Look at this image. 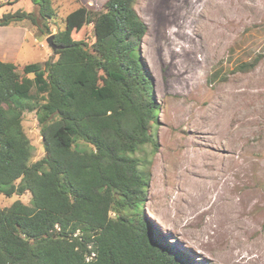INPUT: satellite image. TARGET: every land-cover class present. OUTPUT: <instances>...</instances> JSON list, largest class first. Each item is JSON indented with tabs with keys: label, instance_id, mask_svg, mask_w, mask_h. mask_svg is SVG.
<instances>
[{
	"label": "trees",
	"instance_id": "16d2710c",
	"mask_svg": "<svg viewBox=\"0 0 264 264\" xmlns=\"http://www.w3.org/2000/svg\"><path fill=\"white\" fill-rule=\"evenodd\" d=\"M34 3L50 33L51 0ZM133 4L105 0L100 10L68 12L53 34L55 60L18 72L0 59V193L30 194L28 204L0 207V264H189L152 237L142 211L141 150L155 145L159 107L140 53L147 25ZM37 18L17 9L1 14L0 25ZM90 23L93 41L76 39ZM25 111L42 136L45 154L35 161Z\"/></svg>",
	"mask_w": 264,
	"mask_h": 264
},
{
	"label": "rangeland",
	"instance_id": "374dc122",
	"mask_svg": "<svg viewBox=\"0 0 264 264\" xmlns=\"http://www.w3.org/2000/svg\"><path fill=\"white\" fill-rule=\"evenodd\" d=\"M104 1L51 0L47 33L34 0H0V15L22 9L38 17L36 23L0 26V45L16 55L18 72L25 63L55 60L46 38L62 27L63 17L80 5L100 10ZM133 5L147 25L140 53L159 107L152 128L155 145L141 150L148 177L142 211L152 237L165 239L189 264H264V0H134ZM74 37L92 42V24ZM225 102L230 105L226 136L210 127L209 118ZM22 127L35 161L45 151L34 112H24ZM201 152L226 159L214 163ZM180 192L183 202L176 198ZM17 199L28 204L30 194L0 193V207Z\"/></svg>",
	"mask_w": 264,
	"mask_h": 264
},
{
	"label": "bare ground",
	"instance_id": "6f19581e",
	"mask_svg": "<svg viewBox=\"0 0 264 264\" xmlns=\"http://www.w3.org/2000/svg\"><path fill=\"white\" fill-rule=\"evenodd\" d=\"M213 4H214V3H213ZM217 6H218V5H217ZM215 7H216V6H215ZM217 8H218V7H217ZM214 26H215V25H214ZM209 28H210V27H209ZM211 30H212V29H211ZM215 31H216V30H215ZM209 35H210V33H209ZM213 35H214V34H213ZM165 37H166V35H165ZM206 37H207V36H206ZM204 38H205V37H204ZM208 38H210V37H208ZM208 38H207V39H208ZM202 39H203V38H202ZM168 42H169V41H168ZM232 95H234V94H232ZM227 97L229 98V96H227ZM222 99H223V97H222ZM225 99H226V98H225ZM231 99H232V98H231ZM223 100H224V99H223ZM218 101H219V100H218ZM225 101H226V100H225ZM220 105H221V106H220ZM220 105H219L220 108L218 109V111L215 112V116H210V117H209V118H210V127L215 128V129L218 128V131H217L218 134H219V133L224 134V133H225L224 131L226 130L225 127L227 126V124L225 123V121H226V115H227V111H228V105H229V103H228V104H227L226 102H225L224 104H221V103H220ZM229 106H230V105H229ZM228 112H229V111H228ZM206 116H208V115H206ZM228 116H229V115H228ZM228 116H227V118H229ZM204 117H205V116H204ZM205 119H206V117H205ZM207 120H208V118H207ZM205 121H206V120H205ZM205 121H204V122H205ZM204 122H203V123H204ZM229 122H230V120H229ZM225 124H226V126L224 127ZM228 124H229V123H228ZM201 126H202V125H201ZM203 127H204V126H203ZM205 127H206V126H205ZM210 127H209V129H210ZM227 127H228V126H227ZM199 129H200V128H199ZM206 130H207V129H206ZM196 131H198V130H196ZM199 131H200V130H199ZM201 131H202V129H201ZM212 131H213V130H212ZM229 131H230V130H229ZM210 132H211V131H210ZM210 132H209V133H210ZM217 132H216V133H217ZM223 132H224V133H223ZM196 133H197V132H196ZM204 133H205V132H204ZM209 133H208V134H209ZM211 133H212V132H211ZM213 133H214V132H213ZM205 134H206V133H205ZM202 135H203V134H202ZM224 135H225V134H224ZM225 136H226V135H225ZM206 138H209V137H206ZM206 138H205V139H206ZM212 138H214V136H213ZM216 138L219 139V136L217 135ZM216 138H215V139H216ZM221 138H222V135H221ZM203 139H204V138H203ZM203 139H202V140H203ZM224 139H225V138H224ZM207 140H208V139H207ZM211 140H212V139H211ZM213 140H214V139H213ZM204 141H205V140H203L202 142H204ZM209 141H210V140H209ZM214 141L216 142V140H214ZM218 141H219V140H218ZM223 141H224V140H223ZM223 141H222V142H223ZM205 142H206V141H205ZM205 142H204V143H205ZM226 142H227V141H226ZM218 143H219V142H218ZM201 144H202V143H201ZM207 144H208V143H207ZM228 144H229V142H228ZM208 145H209V144H208ZM212 145H213V144H212ZM216 145H217V144H216ZM216 145H214V147H213L215 150H217V146H216ZM202 147H203V145H202ZM226 147H227V146H226ZM226 147L224 148L225 150H226ZM209 148H210V147H209ZM213 148H212V149H213ZM221 149H222V148H221ZM228 149H229V148H228ZM187 150H188V149H187ZM195 150H197V149H195ZM202 150H203V149H202ZM230 150H231V149H230ZM188 151H189V150H188ZM190 151H191V150H190ZM192 151H194V150H192ZM231 151H232V150H231ZM195 153H196V152H195ZM201 153H203V152H201ZM232 153H233V152H232ZM186 154H187V153H186ZM197 154H199V156H202L204 153H203V154L197 153ZM197 154H196V155H197ZM241 154H243V152H242ZM241 154H240V156H241ZM188 155H189V154H188ZM203 157H207L210 161H214V163H218V164H220L221 161L224 162V160L226 159L225 156L222 157L221 155L217 154V152H216V153H215V152L206 153V154H204ZM226 157H227V155H226ZM185 158H186V157H185ZM187 158H188V157H187ZM187 158H186V159H187ZM190 158H191V156H190ZM192 158H193V157H192ZM194 159H195V158H194ZM196 159H197V158H196ZM198 160H199V159H198ZM200 160H201V159H200ZM225 162H226V161H225ZM197 163H200V162H197ZM201 163H202V162H201ZM207 163H208V162H207ZM214 163H213V164H214ZM195 164H196V163H195ZM208 164H211V163H208ZM225 164H226V163H225ZM192 165H193V164H192ZM199 165H200V164H199ZM222 165H223V164H222ZM184 166H185V165H184ZM219 166H220V165H219ZM204 167H205V166H204ZM208 167H209V166H208ZM211 167H212V166H211ZM215 168H216V167H215ZM189 169H190V168H189ZM195 169H196V168H195ZM206 169H207V168H206ZM212 169H214V168H212ZM195 171H196L198 174H200L199 176L204 175V173H203L204 170H203V172L200 171L199 169H196ZM189 172H191V171H189ZM207 172H208V171H207ZM193 173H194V172H193ZM216 173H217V172L212 171L211 176L214 177ZM190 174H191V173H190ZM192 175H193V174H192ZM206 175H207V173H206ZM188 177H189V176H188ZM188 177H187V178H188ZM210 178H211V177H210ZM192 179H193V178H192ZM204 179H205V178H204ZM204 179H203V180H204ZM190 180H191V178H190ZM195 180H196V179H195ZM200 181H201V180H200ZM209 182H210V181H209ZM202 183H203V182H202ZM212 183H213V182L211 181V182H210V185H209V183L207 184V185H208V188H209V189H208L209 191H212V190H213V185H214V184H212ZM199 184H200V183H199ZM202 185H203V184H202ZM205 186H206V184H205ZM205 186H203V187H205ZM197 187H198V186H197ZM224 187H225V186H224ZM177 188H178V187H177ZM200 188H201V187H200ZM192 189H195V186L192 187ZM227 189H228V188H227ZM215 190H216V189H215ZM229 190H230V189H229ZM229 190H228V191H229ZM199 191H200V190H199ZM204 191H205V193H206L207 190H204ZM204 191H202V192H204ZM219 191L221 192V190H219ZM196 192H197V191H196ZM225 192H226V191H224V193H225ZM252 192H253V191H252ZM186 193H187V192H186ZM191 193H194V191L191 192ZM200 193H201V192H200ZM212 193H213V192H212ZM214 193H215V192H214ZM250 193H251V192H250ZM225 194H227V192H226ZM189 195H190V194H189ZM201 195H202V194H201ZM216 195H217V193H216ZM228 195H229V194H228ZM230 195H231V194H230ZM230 195H229V196H230ZM187 196H188V193H187ZM190 196H191V195H190ZM193 196H194V195H193ZM204 196H205V194H204ZM208 196H209V195H208ZM219 196H220V195H219ZM219 196H218V197H219ZM221 196H222V195H221ZM250 196H251V195H250ZM196 197H197V196H196ZM209 197H210V196H209ZM209 197H208V200H209ZM176 198L178 199V201H179V200H182V202L186 199V197L184 196L183 192L178 193V194L176 195ZM188 198H189V197H188ZM204 198H205V197H204ZM214 198H215V197H214ZM223 198H224V197H223ZM228 198H229V197H226L225 200L227 201ZM230 198H231V197H230ZM240 198H241V197H240ZM177 199H176V200H177ZM189 199H190V198H189ZM189 199H188V200H189ZM191 199H192V197H191ZM196 199H197V198H196ZM201 199H202V198H201ZM221 199H222V198H221ZM221 199H220V200H221ZM176 200H175V201H176ZM205 200H206V199H205ZM235 200H237V199H235ZM186 201H187V200H186ZM189 201H190V200H189ZM199 201H200V200H199ZM203 201H204V200H203ZM213 201H215V200H213ZM233 201H234V200H233ZM247 201H248V199H247ZM204 202H206V201H204ZM208 202H209V201H208ZM219 202H221V201H219ZM229 202H230V201H229ZM239 202H240V201H239ZM177 203H178V202H177ZM184 203H185V202H184ZM190 203H192V202H190ZM194 203H195V202H194ZM196 203H197V202H196ZM211 203H212V202H211ZM213 203H214V202H213ZM222 203H224V202L222 201ZM227 203H228V202H227ZM227 203H226V204H227ZM240 203H241V202H240ZM187 204H189V203L187 202ZM216 204H217V203H216ZM216 204H215V205H216ZM228 204H229V203H228ZM231 204H233V203L231 202ZM234 204H235V203H234ZM192 205H193V204H192ZM194 205H195V204H194ZM200 205H201V204H200ZM212 205H213V204H212ZM235 205H236V204H235ZM241 205H242V204H241ZM186 206H187V205H186ZM216 206H217V205H216ZM216 206H215V207H216ZM224 206H225V204H224ZM184 207H185V205L181 203V204H180V208H184ZM193 207H194V206H193ZM204 207H205V206H204ZM218 207H219V205H218ZM229 207H230V205H229ZM229 207H228V208H229ZM232 207H233V206H232ZM235 207H236V206H234V208H235ZM186 208H187V207H186ZM190 208H192V207H190ZM190 208H189V209H190ZM201 208H202V207H201ZM207 208H208V207H207ZM207 208H206V209H207ZM216 208H217V207H216ZM222 208H223V207H222ZM224 208H225V207H224ZM224 208H223V209H224ZM177 209H178V208H177ZM177 209H176V210H177ZM197 209H198V208H197ZM226 209H227V208H226ZM229 209H230V208H229ZM235 209H236V208H235ZM179 210H180V209H179ZM191 210H192V209H191ZM193 210H194V209H193ZM199 210H201V209H199ZM209 210H210V209H209ZM213 210H215V209H213ZM220 210H221V209H220ZM220 210H219V211H220ZM185 211H186V210H185ZM185 211H184V212H185ZM194 211H195V210H194ZM228 211H229V210H228ZM230 211H231V210H230ZM177 212H178V211H177ZM188 212H189V210H188ZM190 212H191V211H190ZM200 212H201V211H200ZM216 213H217V211H216ZM234 213H236V212H234ZM187 214H188V213H187ZM230 214H231V213H230ZM219 215H220V214H219ZM231 216H232V214H231ZM216 218H217V217H216ZM231 219H233V218H231ZM218 221H219V220H218ZM239 222H240V221H239ZM237 223H238V222H237ZM163 224H164V223H163ZM216 224H217V223H216ZM239 225H241V224H239ZM211 226H212V225H211ZM219 227H220V226H219ZM209 228H210V227H209Z\"/></svg>",
	"mask_w": 264,
	"mask_h": 264
},
{
	"label": "crops",
	"instance_id": "0c3cea01",
	"mask_svg": "<svg viewBox=\"0 0 264 264\" xmlns=\"http://www.w3.org/2000/svg\"><path fill=\"white\" fill-rule=\"evenodd\" d=\"M9 25H3L1 26L3 29L6 28ZM0 59L2 61H10V62H16V55L15 54H11L4 46L0 45Z\"/></svg>",
	"mask_w": 264,
	"mask_h": 264
},
{
	"label": "water",
	"instance_id": "95a60500",
	"mask_svg": "<svg viewBox=\"0 0 264 264\" xmlns=\"http://www.w3.org/2000/svg\"><path fill=\"white\" fill-rule=\"evenodd\" d=\"M46 42H47V44L52 48L53 51H55L57 48H60V46L57 45V44L53 41V34H50V35L46 38Z\"/></svg>",
	"mask_w": 264,
	"mask_h": 264
},
{
	"label": "built area",
	"instance_id": "2783aa9c",
	"mask_svg": "<svg viewBox=\"0 0 264 264\" xmlns=\"http://www.w3.org/2000/svg\"><path fill=\"white\" fill-rule=\"evenodd\" d=\"M92 255H94V253H92L91 256H92ZM91 256H90V257H91Z\"/></svg>",
	"mask_w": 264,
	"mask_h": 264
}]
</instances>
